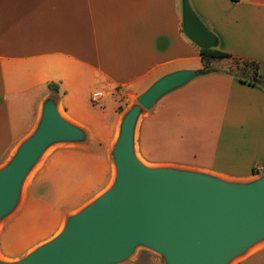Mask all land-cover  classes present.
<instances>
[{"label": "crops", "instance_id": "obj_1", "mask_svg": "<svg viewBox=\"0 0 264 264\" xmlns=\"http://www.w3.org/2000/svg\"><path fill=\"white\" fill-rule=\"evenodd\" d=\"M189 1L220 50L261 64L260 79L253 86L221 70L163 97L141 125L142 158L251 181L264 175V0ZM183 25V0H0V161L36 131L51 98L87 135L41 163L1 233L8 258L54 238L109 189L123 92L141 95L168 73L203 67ZM11 226L18 230L6 249ZM234 264H264V246Z\"/></svg>", "mask_w": 264, "mask_h": 264}, {"label": "water", "instance_id": "obj_2", "mask_svg": "<svg viewBox=\"0 0 264 264\" xmlns=\"http://www.w3.org/2000/svg\"><path fill=\"white\" fill-rule=\"evenodd\" d=\"M183 23L199 48L218 47V37L189 0H183ZM198 75L193 69L168 73L139 95L120 123L109 189L71 216L54 238L15 262L0 264H118L138 245L162 253L168 264H230L263 242L264 175L240 182L176 167L149 168L136 154L142 111ZM86 140L85 131L48 99L36 131L0 169V219L15 209L26 178L46 150Z\"/></svg>", "mask_w": 264, "mask_h": 264}, {"label": "rangeland", "instance_id": "obj_3", "mask_svg": "<svg viewBox=\"0 0 264 264\" xmlns=\"http://www.w3.org/2000/svg\"><path fill=\"white\" fill-rule=\"evenodd\" d=\"M214 66L219 70H222L225 72L230 71L231 73H233L235 75L241 76V73H240L239 69L237 68V65L230 59L225 60L224 62L214 63ZM138 96H139V94H136L135 92H132L130 90L128 92H123V94H121L120 97L117 98L119 103H121L119 105V108H118L119 112L122 114L121 121L124 118V116L132 109V107H134L135 105L138 104L137 103ZM162 101H163V98L161 100H159L158 103L154 107H152L150 110L144 109L142 111L139 119H138V123H137V127H136V134H135L136 154H137L138 158L140 159V161L149 168L173 167L171 165H166V164H159V163L155 164L154 161H144L142 158V153H141L140 148H139V144H138V142H139V131H140V128H141L143 121L145 119L149 118V116L154 113V111L158 108V106L160 105V103ZM118 136H119V130L115 136V141L117 140ZM115 141L113 143V146L115 144ZM58 146H60V145L59 144L53 145L48 150H46V152L43 154L42 158L40 159V162L37 164V166L32 170V172L26 178L17 206L15 207L14 210H12L11 212H9L8 214H6L5 216H3L0 219V240H1V233H3V229H5V227L8 226L11 223V221L17 216V214L20 212L21 207L25 203V196L27 194V191H28L31 183L34 181L35 175H36L41 163L43 161H45V159ZM112 149H113V147H112ZM15 151H16V149H14L10 153V155L7 157V159L5 161H0V169L9 163V161L13 157V154ZM62 229L59 231V233L62 231ZM17 230H18V228L17 227L15 228L14 226H11L8 228V230H7L8 232L6 233V238H4V240H3V246H5L6 249H12L13 248L12 246H10V243H11L12 239L14 238V236L16 235ZM59 233H57V235ZM259 244L252 247L248 251L247 254L251 253L252 251H256V249H259L260 247L264 246V240H263V242H261ZM0 245H2L1 241H0ZM242 257H244V256H242ZM238 259H240V258H238ZM238 259H235L233 261L236 262ZM0 261H2V262H15L17 260L8 258L7 255L0 249ZM233 261L231 263L234 264ZM118 264H168V263H167L166 257L162 253H160L156 250H153L147 246L138 245L135 248V250L133 251V253L126 259V261H122L121 263H118Z\"/></svg>", "mask_w": 264, "mask_h": 264}, {"label": "trees", "instance_id": "obj_4", "mask_svg": "<svg viewBox=\"0 0 264 264\" xmlns=\"http://www.w3.org/2000/svg\"><path fill=\"white\" fill-rule=\"evenodd\" d=\"M200 56L203 67L198 70V76L221 71L214 66V63L230 59L237 65L241 76L235 75L230 71L226 72L227 74L236 77L242 83H247L253 86H256L257 80L260 79L261 64L256 61H250L236 57L230 53L220 50L218 47L213 49H200ZM50 88L53 92H57L58 90L57 85H50ZM254 174L257 175L258 173Z\"/></svg>", "mask_w": 264, "mask_h": 264}, {"label": "built area", "instance_id": "obj_5", "mask_svg": "<svg viewBox=\"0 0 264 264\" xmlns=\"http://www.w3.org/2000/svg\"><path fill=\"white\" fill-rule=\"evenodd\" d=\"M102 98V94L100 92H96L92 94V101L93 102H99V100Z\"/></svg>", "mask_w": 264, "mask_h": 264}, {"label": "bare ground", "instance_id": "obj_6", "mask_svg": "<svg viewBox=\"0 0 264 264\" xmlns=\"http://www.w3.org/2000/svg\"><path fill=\"white\" fill-rule=\"evenodd\" d=\"M260 245V244H259ZM260 247V246H259ZM234 262V261H233ZM235 263V262H234ZM230 264H233V263H230Z\"/></svg>", "mask_w": 264, "mask_h": 264}]
</instances>
